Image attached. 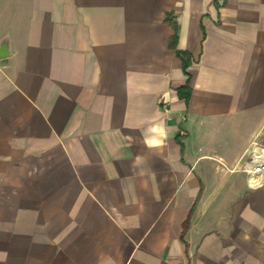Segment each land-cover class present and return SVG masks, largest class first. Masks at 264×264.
Listing matches in <instances>:
<instances>
[{"label": "crops", "instance_id": "crops-1", "mask_svg": "<svg viewBox=\"0 0 264 264\" xmlns=\"http://www.w3.org/2000/svg\"><path fill=\"white\" fill-rule=\"evenodd\" d=\"M4 42L0 264H264V0H0Z\"/></svg>", "mask_w": 264, "mask_h": 264}, {"label": "built area", "instance_id": "built-area-1", "mask_svg": "<svg viewBox=\"0 0 264 264\" xmlns=\"http://www.w3.org/2000/svg\"><path fill=\"white\" fill-rule=\"evenodd\" d=\"M247 164L250 166L245 170L249 182L261 186L259 179L264 177V138L252 143L248 151Z\"/></svg>", "mask_w": 264, "mask_h": 264}, {"label": "trees", "instance_id": "trees-1", "mask_svg": "<svg viewBox=\"0 0 264 264\" xmlns=\"http://www.w3.org/2000/svg\"><path fill=\"white\" fill-rule=\"evenodd\" d=\"M172 17H173L172 15H168L166 19L168 21L172 22V20H171ZM172 26H173V29H174V35L172 36V38L170 40L169 46H170V48L176 50V43H177V26H176V23L175 22H172ZM176 53H177L178 56L181 55V53L178 52L177 50H176ZM185 66H187V62L184 63V67ZM177 93H178V95H179L180 98L188 101L189 94H190V87H189V85L186 84L185 86L179 88L177 90Z\"/></svg>", "mask_w": 264, "mask_h": 264}, {"label": "water", "instance_id": "water-1", "mask_svg": "<svg viewBox=\"0 0 264 264\" xmlns=\"http://www.w3.org/2000/svg\"><path fill=\"white\" fill-rule=\"evenodd\" d=\"M8 54V46L7 44L4 42L2 43V45L0 46V58H4L6 57Z\"/></svg>", "mask_w": 264, "mask_h": 264}]
</instances>
